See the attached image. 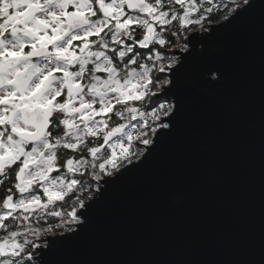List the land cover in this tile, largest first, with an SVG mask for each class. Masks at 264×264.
Instances as JSON below:
<instances>
[{"label":"snow or ice","instance_id":"obj_1","mask_svg":"<svg viewBox=\"0 0 264 264\" xmlns=\"http://www.w3.org/2000/svg\"><path fill=\"white\" fill-rule=\"evenodd\" d=\"M214 2L0 0V186L14 181L0 203V230L6 233L0 236V264H26L36 250L40 252V264H67L60 258V250L79 232L68 227L66 231L72 235H64L58 230L71 224L83 229L80 217L87 220L91 205L86 208L84 200L77 197L68 213L50 210V206L86 187L81 179L74 178L78 172L83 175L91 169L93 180L107 177L106 184L115 183L124 175L122 169L134 163V139L145 146L153 145L159 142L158 128L175 127L181 113L179 102L159 104L150 113L152 124L144 119L143 128L126 131L138 113L142 118L149 115L129 107V101L156 96L151 91L153 86L162 91H167L168 85L174 86L173 79L159 75L171 71L179 62L166 54L170 37L165 38L162 33L170 32L174 21L180 27L196 25L203 30L206 14L221 7L216 5L214 9ZM222 6L227 9L224 20L231 23L252 16L259 20L264 35V0H228ZM133 25L142 29L138 39ZM180 47L187 51L188 43ZM139 49L152 53L147 59L154 60L151 67L141 65L142 71L129 67L137 64L138 55H143ZM96 73H107V77ZM62 96L65 98L61 102L58 98ZM118 104L124 108L115 111V115L129 123L109 128L105 117ZM61 124L63 134L54 136L53 129ZM118 134L126 139L113 142ZM89 137H100L102 143L96 141L89 146ZM61 148L86 152L90 159L78 155L60 165L57 153ZM142 155L143 150L136 158ZM60 167L66 172L52 175ZM96 191H100L99 187ZM77 207L85 210L78 215ZM38 213L61 219L46 228L23 224L29 214ZM40 219L37 215V224ZM49 234L51 239L47 238Z\"/></svg>","mask_w":264,"mask_h":264},{"label":"water","instance_id":"obj_2","mask_svg":"<svg viewBox=\"0 0 264 264\" xmlns=\"http://www.w3.org/2000/svg\"><path fill=\"white\" fill-rule=\"evenodd\" d=\"M186 42L163 74L174 86L158 96L179 102L175 127L157 130L159 142L118 181L100 182L85 202L91 208L86 221L80 217L83 229L74 225L79 235L60 250L67 264H264L259 20L223 19L190 32Z\"/></svg>","mask_w":264,"mask_h":264},{"label":"rangeland","instance_id":"obj_3","mask_svg":"<svg viewBox=\"0 0 264 264\" xmlns=\"http://www.w3.org/2000/svg\"><path fill=\"white\" fill-rule=\"evenodd\" d=\"M225 14H227V9L225 8V10H223V12L220 14V16H218L217 18H214V19H209V20H207V21H204V25H205V27L207 26V25H209V24H214V23H218V22H220V21H222L224 18V15ZM205 27H204V29L203 30H201L200 28H199V26H195L194 28H193V30L191 31V33L192 32H195V31H204L205 30ZM175 50H182V47H180V48H178V49H175ZM174 50H172V52H173ZM167 55H169V57H171V55L172 56H175L174 54H167ZM176 57V56H175ZM168 61H164V63H167ZM165 73H167V71L165 72ZM165 73H160L159 75H161V76H163V74H165ZM157 75V73L155 72V74H152V76H153V78H155V76ZM151 91L152 92H156V96H153V97H151V99H148L147 97L144 99V100H141V101H129V107H135V108H137V109H140L142 112H144V113H146V114H149V115H146L145 117H141L140 115H139V113L137 114V116H136V119H134V120H131L130 121V123L128 122V121H126V120H124V119H121L120 117H117V119L118 120H122V123H129V127L126 129V131H130L133 127H135V128H137V129H141V128H143V121H144V119H148V122H149V124H152L153 123V121L151 120V117H150V113L152 112V111H154L155 110V108H157L158 106H159V104H169V103H166V102H164L163 100H160L159 99V97L158 96H160L161 95V90H158V87L157 86H153V87H151ZM128 114H127V112H125V116H127ZM109 117H110V115H108V117H107V119H108V124H109V122H110V119H109ZM98 118H100V117H98ZM159 122H156V124H158ZM160 128H158L157 130H159ZM108 130V129H107ZM106 130V131H107ZM135 135H138V133H135L134 134V136ZM150 135H151V133H150ZM117 139H126V138H123V137H120L119 136V134L116 136V137H113V142L115 141V140H117ZM149 146V145H148ZM145 145H143V144H141L140 142H139V140H135L134 139V141L132 142V147H131V153H132V155H133V161L135 162V161H137L138 159L136 158V154L139 152V151H141V150H143V153L145 152ZM106 149H107V151H111V149H108V147L106 146ZM117 152H118V154H119V149H117ZM141 157V156H140ZM139 157V158H140ZM96 185H98L97 183H94V185H93V187H91L90 189H88V190H86V191H84L83 193H80V194H78V195H76V196H74L73 197V199H71V201H70V203H68V206H66V207H64L62 210H61V212L62 213H68V212H70L71 210H72V206H73V202L76 200V198L77 197H79L80 199H83L84 200V202H86V201H88L89 200V197H93V196H95V190L97 189V187L98 186H96ZM77 209H78V207H77ZM56 219L55 220H52V221H48V219H47V221H45V223L43 224V225H36V226H33V227H43V228H46V227H48V226H50V225H53V224H56V223H59L60 222V217H55ZM66 219H67V217H65ZM74 225H76V224H71V225H65V227L64 228H61V229H59L58 231L60 232V233H66V232H68V231H66V228H68V227H71L72 229H74ZM49 235H51V234H49ZM36 253H35V255L33 256V258H36ZM33 258H32V260L30 261V262H27L26 261V264H37L36 262H34L33 261Z\"/></svg>","mask_w":264,"mask_h":264},{"label":"trees","instance_id":"obj_4","mask_svg":"<svg viewBox=\"0 0 264 264\" xmlns=\"http://www.w3.org/2000/svg\"><path fill=\"white\" fill-rule=\"evenodd\" d=\"M146 1L147 2H152V0H146ZM106 2H110V0H106ZM226 2H228V0H215L214 4L212 5L214 7V9H216V5H221V7H219V9L214 10V12L212 14H206L204 21H207L209 19H214V18H217L218 16H220V14L223 12V10H225V8L222 5L224 3H226ZM195 26L196 25L180 27L178 22L174 21L173 22V26L170 29V32L162 33L165 36V38H169L170 37V47H169V50H168V52L166 54H170L171 55V54H173L172 50L180 48V45L184 44L185 37L193 30V28ZM132 27H133V29H135V37L137 39L140 38L141 37V33H142V29L138 28L136 25H133ZM157 31H160L159 27L157 28ZM90 39H96V38L95 37H91ZM74 43L78 44L79 42L76 41ZM156 50H159V49H153V52L156 51ZM77 51H78V49H77ZM139 52L142 53L143 55H138L137 56V64L130 65L129 67L130 68H135L137 71H142L141 65L147 64L149 67H151V65L154 62V60H148L147 59V56L152 55V53L148 52L146 49H139ZM109 55H111V52H109ZM89 68H91V65H89ZM152 74H155V70L152 72ZM96 75L101 76V78H106L107 77V73H96ZM123 108H124L123 105H119V104L115 105L114 112L108 114V115H110L111 118H113L112 123H113L114 126H116L117 124L122 123L121 119L120 120L117 119V116L115 115V111L123 110ZM11 186L12 185H10L9 187H11ZM13 192H14V187H13ZM83 192H81V193H83ZM5 193L6 192L4 190H3V193L0 192V198L1 199L5 197V195H6ZM70 201H71V199L69 200V202L66 201L64 203H61L59 206L56 207V209L58 211H61L64 207L68 206V203H70ZM47 219H48V221H52V220H55L56 218L47 215L45 217V219L42 217V219H40V223L37 224L36 223V218L30 217L29 220L23 221V224H26V225L31 226V227L36 226V225H43ZM8 222L9 221H6V223H8ZM17 223H20V221H17ZM3 235H6V233L3 230H0V236H3Z\"/></svg>","mask_w":264,"mask_h":264},{"label":"flooded vegetation","instance_id":"obj_5","mask_svg":"<svg viewBox=\"0 0 264 264\" xmlns=\"http://www.w3.org/2000/svg\"><path fill=\"white\" fill-rule=\"evenodd\" d=\"M69 10L71 11L72 9L70 8ZM126 12H127V9H126ZM28 50L29 49H27V48L25 49V51H28ZM64 98L65 97L62 96V97H59L58 100H60L62 102L64 100ZM0 107H2V106H0ZM96 107L98 108L99 105H96ZM63 118H64L63 115L60 114V119L62 120ZM105 118L107 119V117H105ZM97 119H100V118L97 117ZM112 121H113V118L110 117L109 128L114 127ZM106 130L107 129H105V131ZM57 134H61V135L63 134V125L62 124L59 125L58 128L53 129V135L56 136ZM96 141H99L100 143H102V139H100V137H95V138L94 137H89L87 142L89 143V146H92V144L94 142H96ZM104 148L106 149V145H104ZM78 155L81 158H83V159H90V157L87 156L86 152L85 153H75V152H72L71 150L61 148L58 151V153H57V156H58V164L63 165L66 162V159L67 158H75ZM15 167L16 166H13V168H15ZM64 172H66V169L64 167H60L59 172H54V173H52V175L55 176V175L62 174ZM13 176H14V173H13ZM74 178L81 179L82 183H84L86 185V187H84L83 189H80V190L76 191L75 193H70L69 196L65 197V200L64 201H57L54 205L50 206V210L51 209H54V210L58 211L56 209V207L59 206L61 203H64L66 201L69 202V200L70 199H73L74 196H76V195L80 194L81 192L86 191V190L90 189L91 187H93L94 183H97L98 184V187H100V185H101L100 182L102 180H104V178L101 179L100 181L93 180L92 177H91V169H88V171L87 172H84L83 175H81V173H79V172L76 173L75 176H74ZM12 183H14V181ZM12 183H5L3 186H0V192L3 193V190L6 192V189L10 185H12ZM14 192H16L15 188H14ZM41 193H42V190H41ZM2 199L0 200V203H2ZM14 199H16V196H14ZM42 201L43 202H47V198L46 197H42ZM18 215H23V214L22 213H19ZM37 215L43 217L44 219L47 216L46 213H38V214H35V215L34 214H29V217L36 218Z\"/></svg>","mask_w":264,"mask_h":264}]
</instances>
